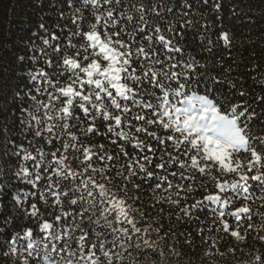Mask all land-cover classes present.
I'll list each match as a JSON object with an SVG mask.
<instances>
[{
  "label": "snow or ice",
  "instance_id": "obj_1",
  "mask_svg": "<svg viewBox=\"0 0 264 264\" xmlns=\"http://www.w3.org/2000/svg\"><path fill=\"white\" fill-rule=\"evenodd\" d=\"M226 7L239 15L226 0H17L12 26L37 22L17 56L28 83L0 105V264L185 249L218 264L246 247L264 264L249 245H264V72L245 78L259 66L235 59Z\"/></svg>",
  "mask_w": 264,
  "mask_h": 264
},
{
  "label": "trees",
  "instance_id": "obj_2",
  "mask_svg": "<svg viewBox=\"0 0 264 264\" xmlns=\"http://www.w3.org/2000/svg\"><path fill=\"white\" fill-rule=\"evenodd\" d=\"M16 3L17 0H0V105H4L5 101L9 105L12 104V93L18 86L28 83L24 77L18 75L19 71L32 66L30 60L26 59L24 62H19L17 56L24 55L27 57L31 54L24 42L34 38L33 33L37 18L29 13L28 20L32 26L25 27L23 32L13 27L12 25L17 23L13 19L17 15L13 11V5ZM226 3L229 7H234L236 4L240 5L237 8L239 15H232L227 7L222 13L223 30L230 31L235 35L233 55L236 60L241 61L242 67L252 64L259 66L256 71L247 72L246 79L259 76L261 72H264V0H226ZM46 19L50 20V18ZM209 19L215 21L214 16H209ZM10 20L12 21L11 24L9 23ZM219 31L220 29H217L214 35H218ZM35 42L40 43L38 38L35 39ZM223 54L222 50L217 53V55ZM257 91H259L258 88ZM249 245H255L264 252V245H260L256 241L249 240ZM184 251L188 254L180 259L169 255L164 259L163 264H189V260L192 261V264H200L197 258L199 249L195 252H190L187 249ZM249 251L251 248L246 247L244 252H237L235 257H218V264H249L250 261H253V257L248 255Z\"/></svg>",
  "mask_w": 264,
  "mask_h": 264
}]
</instances>
